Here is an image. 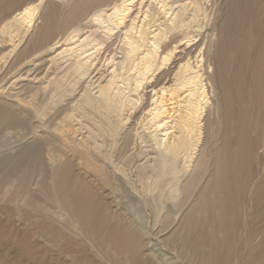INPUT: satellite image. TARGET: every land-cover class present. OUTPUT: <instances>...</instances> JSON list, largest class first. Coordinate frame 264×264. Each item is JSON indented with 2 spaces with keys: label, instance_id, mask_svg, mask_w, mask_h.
Wrapping results in <instances>:
<instances>
[{
  "label": "bare ground",
  "instance_id": "6f19581e",
  "mask_svg": "<svg viewBox=\"0 0 264 264\" xmlns=\"http://www.w3.org/2000/svg\"><path fill=\"white\" fill-rule=\"evenodd\" d=\"M225 3L213 58L218 118L211 123L203 48L187 34L204 11L196 4L198 10L185 0H0V59L18 51L0 66V131L38 124L41 109L29 104L36 97L63 102L55 129L34 128L41 140L23 152L17 182L10 171L4 178L3 198H25L40 219L53 220L39 231L62 237L59 228L90 240L103 254L102 263L87 256L91 264H172L176 249L191 264H264V0ZM49 56L41 75L36 62ZM203 125L209 145L196 156ZM189 163L197 173L180 185L177 166ZM211 164L176 230L169 211L149 230L121 204L126 196L171 201L180 192L182 210ZM37 180L52 211L31 190ZM11 239L33 256L27 239ZM73 247L67 238L62 250Z\"/></svg>",
  "mask_w": 264,
  "mask_h": 264
},
{
  "label": "rangeland",
  "instance_id": "374dc122",
  "mask_svg": "<svg viewBox=\"0 0 264 264\" xmlns=\"http://www.w3.org/2000/svg\"><path fill=\"white\" fill-rule=\"evenodd\" d=\"M185 1L188 4H190L189 5L190 7H192V6H194L197 3V2L195 3V1L199 2L200 0H194L193 2H192V0L191 1L190 0H185ZM225 2H226V0H202L201 3L199 2V4H196V5L198 6V9H200V8H201V10L204 9L203 12L198 10L196 5H195L196 8H193V7L190 8V9L198 10L199 13L197 12V15H199V17L196 16V18L194 20V23H192L193 25L189 26L188 31H187L188 36L190 38H193V40H194L192 42H194L196 45H200L201 44L200 46L203 48L202 51L204 52L203 55H204V59H205V75H204V77L207 78L205 80V83H207L206 84V90H207V92H210V94H209L210 100H212L213 103L215 102V105L212 108L211 112L207 108L208 109L207 117H209V122H211V123L213 122V120H217V118H218V110H217V107H216L217 106L216 103H217V101H218V99L220 97V89H218L215 86V83L218 82V80H217L218 77L216 76V74H214L216 72H215V62H214L213 58H214V52H215V49H216L217 41L219 39L221 23H222V20H223V17H224V13L226 12L225 11L226 10V3ZM191 3H193V4L191 5ZM199 6H201V7H199ZM223 8H225V9L223 10ZM43 9H44V5L42 6V9H39L36 12L37 17H40L39 15H41L40 13L43 12ZM197 17H198V19H197ZM210 17H211V19H210ZM42 23H43V20H41V19H40V21L38 20V22L36 24V27H35V30L38 29V26H40ZM195 23H197V25H195ZM193 26H194V28H193ZM197 26H199V27H197ZM192 28L194 30H191ZM199 28H200V30H199ZM189 29H190V31H189ZM173 44L174 43L170 44V47L173 46ZM196 45H194V48L196 47ZM20 47H22V45ZM184 47L185 46H183L182 48H184ZM180 49L181 48H179L178 51ZM8 50H10V48L7 47L6 51H8ZM16 52L18 53V51H16ZM16 52H14L12 54H8L7 56H5L6 59L5 58L0 59V66L1 65L3 66V65H5V63H7L6 67H8L9 64L11 63V60L13 59V57L16 56L15 55ZM176 54L178 55L177 58H179L181 53L177 52ZM185 54L186 53L184 52L183 55H181V56H185ZM50 57L51 56L45 57L42 60V62L40 61V59H39V61L36 62V63H38V62L42 63V65H40V66H42V68H41L42 71L39 70L40 71V72H38L39 74L41 73V75H42L44 72H46L48 64H46V62L44 63L43 61L47 60V58H50ZM1 60H2V63H1ZM175 64L176 63H174L171 66V68H173ZM211 84H212V87H211ZM214 87H216V88H214ZM33 100H34V102L30 101L29 104L31 106H32V104H37L38 108L40 107L38 110L41 109L40 111H38L40 113V114L38 113V115H41V116H39L40 120H39L38 124L37 123H35V124L31 123V124L27 125L23 130H17V131L13 130V131H11V133L9 132V130L4 131V133L0 131V139L2 138L0 140V175H1L0 178L4 174H6V173H3V172L7 171V174L4 175L3 178H1L2 180L0 179V226H1V228L5 227V228H2L0 230V264H46L45 262H48V264L49 263L52 264V262H53V264H72V263L73 264H85V263L91 264V263H89L86 260L87 256L92 257L93 259H96L99 263H102L103 254H102L101 250L95 244H93L90 240L82 237L81 234H79L80 237H77L78 233L70 234L67 230L58 228L59 232L62 231L60 233V235L62 236V234H63L62 237H64L63 239L59 240V238H62V237L56 236L57 234L54 236V235H52V234H50L48 232L39 231L38 230L39 225L41 226L43 223L50 224V222H52L53 220L40 219L37 211L33 207H29L27 205V201H26L25 198H22V199L17 200V201H12V202H8L7 200H5L3 198V195L5 194L6 189H7V184L4 182L5 181L4 178L5 177L7 178V176L9 175V171H10V176H11L10 180L13 179L12 182H15V183L17 182L16 181L17 172L19 171V168H21V166L24 167V164H25L23 159L21 158L23 152L26 149H28L29 145H31L30 143H32L34 141H38L39 139L41 140L40 134H37V133H40V132H37L34 136H32V132L35 130L34 128H36V125L40 126L43 123L42 124V125H44L43 127L48 130L50 128L55 129L57 127V125H58L57 123L59 122V120H58L59 118L56 117V116L58 114V109L61 108L60 106H62L63 102H61V103H59V102L57 103L56 102L58 105L55 102H50L49 104L43 102V104H41L42 100L40 102L39 97H38V100H37V97H36V99H33ZM44 104L45 105L47 104V105L44 106ZM39 105H41V106H39ZM43 107H44V109H43ZM49 109H51V110H49ZM45 115H46V117H44ZM42 117H44V118H42ZM130 119L128 121H125V123L123 124V127H121L119 130H117V133L112 136L113 140L115 142L120 140V138L122 137L124 132L127 130V128H129L132 125L133 121L135 120V118H134V120L133 119L130 120ZM40 121H42V122H40ZM126 122H128V123H126ZM203 127L204 128L202 130V132H203L202 133V137H201V140L199 141L198 146H197V148L198 147L199 148L197 150H195L196 156L200 152L199 149L207 148L208 145H209L208 139L206 138L207 136L205 137V135H206L205 125H203ZM40 129L41 128H38V130H40ZM36 135H38V136L36 137ZM18 142H20V143H18ZM46 148L47 149H52L53 145L52 146L49 145ZM263 151H264L263 148H259L258 149V154L262 155ZM47 152H48V150H47ZM45 156H47V153H46ZM19 163L20 164L23 163V165H20V166L18 165V169H15L17 167L16 165L19 164ZM191 163H189L188 166L185 165V167L182 166L181 164L177 166L175 174H176V177L177 176L179 177L178 179H179L180 185L183 183L184 179H186V178L189 179V178H191V177L196 175L197 171L195 169L193 170L192 167H190L192 165ZM212 169H213V164H211V167L208 170V172H206V174L203 175L202 180L200 181V185H199L195 195L192 196L190 199H187L185 205H183L185 210H184V208L182 210H180L181 206L177 205V202L184 197V194L180 193V192H178L180 194L174 192L175 195L173 193V195L175 197L173 195H172V197L174 198L175 201L173 200V198L170 201L169 200L170 198H168V196L166 197V195L165 196L164 195L163 196H161V195L159 196L158 195L157 196L158 199L156 198L155 200H158L159 202L153 200V202L151 201L152 204L151 203L149 204V202H144L143 203L144 200H142V201L141 200H136L135 198L134 199L133 198L129 199V197L126 196V197H124L125 202H124V199H123L121 204H122V206L124 205L123 207L125 209L127 208L129 213H131V214L134 213L133 215L136 216V218L138 217L137 219L140 221L139 223H141L144 226H146L147 229H149V230H151L154 227L155 228L158 227L159 226L158 223L163 220V218L165 217L167 211H169L171 216L174 218V227L172 228V230H176L178 228V226H179V223L181 222V220L184 217V213L186 212V208L189 205H191L192 203H195V201H197V199H198V195H197L198 190L200 188H202L208 182V179L210 177V172H211L210 170H212ZM263 172H264V165H263L262 173ZM31 190L34 192V194L37 193L35 198H37V200L41 201V203L45 205V208L50 209L49 211L53 210V208H51V205L50 204L48 205V202L46 200V195H44V192H40L39 191L40 190V184H39L38 180L33 183V185L31 186ZM133 191L135 192V190H133ZM175 198H177V199H175ZM154 201H155V203H154ZM168 201L170 203L167 204ZM174 206L177 207V208H174ZM35 217L37 219L31 220V219H33ZM32 221H35V222H32ZM155 223L158 226L157 225L154 226ZM150 226H152V227H150ZM9 229L11 231H9ZM3 230H4V232H3ZM15 230L16 231L18 230L17 233H16ZM41 234H42V237H41ZM15 235L27 239L26 241L30 245H32L34 247V249H32V251H33L32 255L33 256L28 255V252L22 246H20L19 244L15 243L14 241H12L11 236L13 237ZM9 236H10V238H9ZM65 238L66 239L70 238L74 242L73 251L68 252V253L63 252V250H62L64 242L66 240ZM53 240H55V242ZM75 241H77V242H75ZM79 248H81V249H79ZM55 249H57V250H55ZM51 250H52V252H51ZM60 250H61V252H60ZM75 250L77 252H75ZM173 251L174 250L170 251L171 255H173L172 259H170V260H172L171 261L172 264H191L188 260L185 261L184 257L181 255V253L178 252L179 250L177 251V249H176L175 252H173ZM36 252H38L39 255ZM95 252H96V254H95ZM35 253H36V256H35ZM40 253H41V255H40ZM42 253H44L46 256L49 255L50 257L49 256L45 257V255L42 254ZM60 253H62V255H60ZM97 254L100 257L97 256ZM4 255H5V257H4ZM52 255H53L54 259L51 258ZM56 256H57V258H56ZM15 259H17L16 263L14 262ZM58 259H59V262L57 261ZM71 259H73V260H71ZM193 263H195V262H192V264ZM195 264H197V263H195Z\"/></svg>",
  "mask_w": 264,
  "mask_h": 264
}]
</instances>
